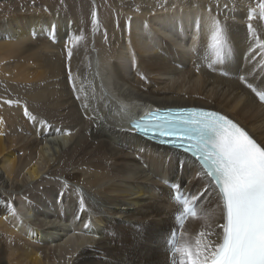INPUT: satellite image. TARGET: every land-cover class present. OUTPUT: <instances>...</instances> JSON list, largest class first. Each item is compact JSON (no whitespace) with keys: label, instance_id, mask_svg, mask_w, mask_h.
Segmentation results:
<instances>
[{"label":"bare ground","instance_id":"bare-ground-1","mask_svg":"<svg viewBox=\"0 0 264 264\" xmlns=\"http://www.w3.org/2000/svg\"><path fill=\"white\" fill-rule=\"evenodd\" d=\"M258 3L136 0L107 11L91 58L90 44L75 39L88 31L85 18L16 7L0 22V190L10 195H0V264H173L166 241L179 205L165 181L184 194L205 182L191 157L142 139L130 125L157 109H211L264 146V107L248 86L264 92V51L248 31L251 23L264 41V19L257 12L248 20ZM212 17L230 51L210 68ZM57 146L66 150L58 169ZM58 175L60 187L23 194ZM201 200L215 209L211 192ZM33 208L45 224L30 219ZM204 227L190 218L182 231L194 239Z\"/></svg>","mask_w":264,"mask_h":264},{"label":"snow or ice","instance_id":"snow-or-ice-1","mask_svg":"<svg viewBox=\"0 0 264 264\" xmlns=\"http://www.w3.org/2000/svg\"><path fill=\"white\" fill-rule=\"evenodd\" d=\"M257 12L259 18L264 19V0L250 9L248 20L256 18ZM92 25L95 31L98 25L95 12ZM199 27L198 21V30ZM208 27L211 32L208 49L214 56L209 64L211 68L213 64L223 63L225 50L230 49L221 22L212 17ZM248 31L255 40V47L264 51V41L251 23ZM75 39L80 40L82 36ZM196 47L194 45L193 52ZM71 54L69 51V57ZM141 79L146 77L141 75ZM69 80H72L71 72ZM248 86L264 103V92ZM121 109L124 110L123 105ZM24 114L34 119L27 107ZM130 130L159 138L161 144L190 154L200 166L196 175L205 182L203 190L181 192L175 197L179 205L175 219L179 223L166 241L173 264H264V146L228 117L201 109H157L133 120ZM172 187L179 191L178 185ZM209 192L215 195V209L201 200ZM79 204L84 210L82 193ZM188 218L202 220L205 226L194 239L186 238L182 231ZM85 228L88 229L89 224L86 223Z\"/></svg>","mask_w":264,"mask_h":264},{"label":"rangeland","instance_id":"rangeland-1","mask_svg":"<svg viewBox=\"0 0 264 264\" xmlns=\"http://www.w3.org/2000/svg\"><path fill=\"white\" fill-rule=\"evenodd\" d=\"M95 1H96V5H95L94 1H93L94 2V5H93L88 0H16V2H13L10 0H2V1H0V22L1 23L9 22L10 16L13 15L12 11L16 7H20V8L23 7L22 10H24L25 8H29V9L31 8L30 12H32V13L33 12H35V13L39 12V13H43L44 15L51 12V10L53 11L56 9L60 12H64V13H68L70 15H73V17H78L80 19L85 18L86 20L85 21L83 20V21H84V24L88 27V31H87L86 35L83 34L82 37L87 42V46H89V44H90V49H89V52L87 53L88 55L86 54L85 57L91 58L93 55V51L97 52V50H96L97 47L95 44L96 33L100 30L105 29V21H106L105 15L107 14V11L116 12L119 9H127L128 3L129 4L131 2L134 3L136 0H114V1L113 0H95ZM116 1H117V3H116ZM125 2H127V3H125ZM13 3H15V5ZM117 4H120V5H117ZM84 10H86V13H84ZM93 12L96 13V18L98 20V25H97L95 31L93 30V25H92ZM86 14H89L88 18L86 17ZM95 55H96V53H95ZM96 57H97V55H96ZM29 109H30V107H29ZM58 125H60V124H58ZM31 136H32V134L29 135V137H30L29 142H31L32 139L34 138V137L32 138ZM54 148H57V149H55V151L58 154L56 155V160L53 162V165L56 167V169H58L59 164L61 163V160H62L66 150L64 149L63 151H61V149L58 146L54 147ZM60 178H62V177L58 175V176L49 177L48 179H44L40 182H37L38 184L35 185L37 188L36 187L32 188V186H29V187L25 188V191H23V194L26 197L32 193L38 194L43 190L44 186H47V185H54L56 187L57 186L60 187V185H55L56 182L61 181ZM3 191L4 190H0V195L5 196L7 198H10V195H8L7 192H5V191L3 193ZM65 194L66 193L63 192V196H65ZM40 200H42V199H40ZM32 203H33V201H32ZM34 204H36V202ZM35 206L36 205H34L33 207H35ZM35 208L38 209V207H35ZM35 208H33L34 211L32 210V213L30 215V219L33 218V219H31L32 221L38 220L37 219L38 216L35 213V211H36ZM48 208H46V210L50 211V209L48 210ZM41 220L42 219H40V221L38 220V222H41ZM58 222H56V223H58ZM42 223H43V220H42ZM53 223H55V221L52 222L51 224H53ZM43 224H45V222ZM54 246H55V244H54ZM54 250H55V248L53 250H49V246H48V248L45 249V251H47L48 253L51 252L52 255H54Z\"/></svg>","mask_w":264,"mask_h":264}]
</instances>
